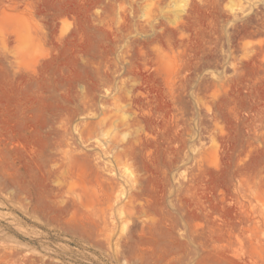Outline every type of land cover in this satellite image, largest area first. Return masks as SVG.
Listing matches in <instances>:
<instances>
[{"label":"rangeland","instance_id":"374dc122","mask_svg":"<svg viewBox=\"0 0 264 264\" xmlns=\"http://www.w3.org/2000/svg\"><path fill=\"white\" fill-rule=\"evenodd\" d=\"M0 264H264V0H0Z\"/></svg>","mask_w":264,"mask_h":264}]
</instances>
